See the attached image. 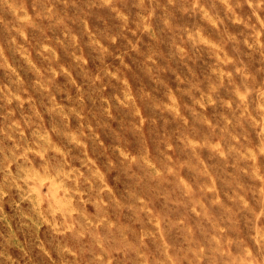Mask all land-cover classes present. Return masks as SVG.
Returning a JSON list of instances; mask_svg holds the SVG:
<instances>
[{"label":"rangeland","instance_id":"obj_1","mask_svg":"<svg viewBox=\"0 0 264 264\" xmlns=\"http://www.w3.org/2000/svg\"><path fill=\"white\" fill-rule=\"evenodd\" d=\"M0 264H264V0H0Z\"/></svg>","mask_w":264,"mask_h":264}]
</instances>
